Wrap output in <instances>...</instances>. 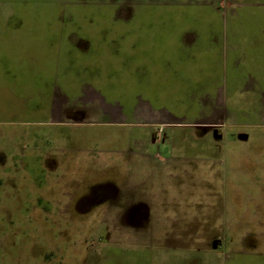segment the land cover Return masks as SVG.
Here are the masks:
<instances>
[{"label": "rangeland", "instance_id": "1", "mask_svg": "<svg viewBox=\"0 0 264 264\" xmlns=\"http://www.w3.org/2000/svg\"><path fill=\"white\" fill-rule=\"evenodd\" d=\"M93 5L117 19L193 5L210 22L264 21V0H0V26L75 22ZM24 86L0 78V264H264V96L217 95L207 133L175 137L133 109L172 124L170 100Z\"/></svg>", "mask_w": 264, "mask_h": 264}, {"label": "crops", "instance_id": "2", "mask_svg": "<svg viewBox=\"0 0 264 264\" xmlns=\"http://www.w3.org/2000/svg\"><path fill=\"white\" fill-rule=\"evenodd\" d=\"M90 9L75 22H46L39 15L41 21L0 26V56H10L0 61V78H23L29 94L70 101L87 94L170 100L172 124H165L167 114L153 117L137 101L133 109L139 122L173 127L175 137H185L189 127L207 133L203 120L217 113V95L264 96V21L210 22L211 10L193 5H140L120 19L107 6ZM157 201V207L168 205Z\"/></svg>", "mask_w": 264, "mask_h": 264}]
</instances>
